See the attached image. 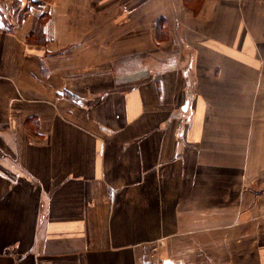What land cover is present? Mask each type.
<instances>
[{"label":"crops","instance_id":"0c3cea01","mask_svg":"<svg viewBox=\"0 0 264 264\" xmlns=\"http://www.w3.org/2000/svg\"><path fill=\"white\" fill-rule=\"evenodd\" d=\"M160 259L264 264V0H0V264Z\"/></svg>","mask_w":264,"mask_h":264},{"label":"built area","instance_id":"2783aa9c","mask_svg":"<svg viewBox=\"0 0 264 264\" xmlns=\"http://www.w3.org/2000/svg\"><path fill=\"white\" fill-rule=\"evenodd\" d=\"M155 249H156L155 247H152V251H153V252L155 251ZM153 252L151 253V256L154 255ZM165 260H166V259H164V260H163V259H160V260H159L160 264H164V261H165ZM170 260H171V259H170ZM172 261H173V260H172ZM173 264H177V263H175V262L173 261Z\"/></svg>","mask_w":264,"mask_h":264},{"label":"water","instance_id":"95a60500","mask_svg":"<svg viewBox=\"0 0 264 264\" xmlns=\"http://www.w3.org/2000/svg\"><path fill=\"white\" fill-rule=\"evenodd\" d=\"M166 262H169V264H173V261L170 260V259H166V260L164 261V264H166Z\"/></svg>","mask_w":264,"mask_h":264},{"label":"snow or ice","instance_id":"6c2138e0","mask_svg":"<svg viewBox=\"0 0 264 264\" xmlns=\"http://www.w3.org/2000/svg\"><path fill=\"white\" fill-rule=\"evenodd\" d=\"M166 264H169V262H166Z\"/></svg>","mask_w":264,"mask_h":264}]
</instances>
